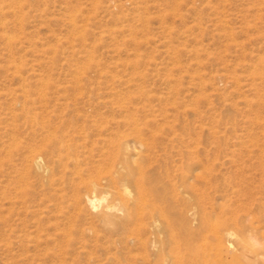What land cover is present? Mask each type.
Listing matches in <instances>:
<instances>
[{
    "label": "rangeland",
    "instance_id": "rangeland-1",
    "mask_svg": "<svg viewBox=\"0 0 264 264\" xmlns=\"http://www.w3.org/2000/svg\"><path fill=\"white\" fill-rule=\"evenodd\" d=\"M91 180L156 223L109 237ZM213 223L264 254V0H0V264H174Z\"/></svg>",
    "mask_w": 264,
    "mask_h": 264
},
{
    "label": "bare ground",
    "instance_id": "bare-ground-1",
    "mask_svg": "<svg viewBox=\"0 0 264 264\" xmlns=\"http://www.w3.org/2000/svg\"><path fill=\"white\" fill-rule=\"evenodd\" d=\"M31 164L34 165L35 168L38 169L39 171L40 170L46 171V168H44L42 165L40 155H33L31 158ZM99 182L92 181V180L88 181L89 190L87 191V194L83 198L84 199L83 201L91 208L100 206V210L97 213L96 217L99 223L102 224V226H104L105 228L106 226L112 227V230L114 231V233L110 234L109 237H111L112 235L120 237V235L128 233V231L130 235H135L136 229L141 226V225H138L137 222L141 220L140 216L143 214L145 207H147L149 211L151 210L150 216L153 219L152 220L153 223H156L155 213H154L155 202L153 201L152 203L149 202V204L147 205L148 200L145 198V196L141 192L142 180L134 181L135 188H136V196L133 195V193L128 189V187L125 184H120L124 189L125 197H120L121 199L119 198L118 200L116 198H113V200L111 201H108V197L111 195L110 188L106 186H102ZM120 182L125 183L126 182L125 177L123 178L121 177ZM116 193L120 195L118 191ZM159 213H161V210H159ZM199 223L201 227H206L209 229L208 220L205 218V216L201 217ZM171 225L169 222L167 227H170ZM217 225L213 223V228L214 226L216 228ZM215 228L211 229L210 231H212L211 232L212 233L211 235L213 236L212 240H214V242H217L216 249H215V251H217V255L215 254L212 255L210 252L211 248H209L210 246L207 247L208 244L210 243L208 242L209 239L207 238V236H204V234L203 236L197 234V237H196L195 234L188 233L187 235H184L183 237L185 238L184 242H187V241L189 242V245L186 247L188 251H186V253H183L182 255L179 253L175 257H172L170 254V258L171 257L173 258V263L174 264L175 263H179V264H224L226 261L222 259V254H223L222 252H224L227 254V256L229 255L228 257H230V259H227V260L236 259L237 261V258H241L246 262V264H264V256H263L264 254L260 253L256 249V246H258L257 241L251 240L250 239L251 237L248 238L246 236H242V237L239 236L238 238L236 237L237 238L236 245H233L229 241L232 238H234L235 231L233 232V230L232 231L227 230L228 227L225 230H218ZM169 231L171 233V236L174 237L172 238V241L177 243L176 245H178L179 243V240L177 239L178 237H176L173 234L172 228H170ZM196 233L198 232L196 231ZM240 234L242 233L240 232ZM198 241L203 242L200 246L206 247V249L203 250L202 253L196 252L197 250L196 243ZM225 242H228V243L225 244ZM239 261L240 259H238L237 262ZM236 264H240V262Z\"/></svg>",
    "mask_w": 264,
    "mask_h": 264
}]
</instances>
